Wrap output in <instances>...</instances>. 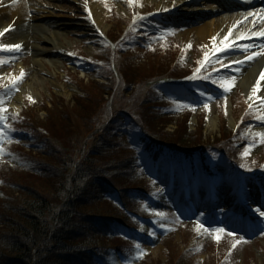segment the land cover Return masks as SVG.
Returning a JSON list of instances; mask_svg holds the SVG:
<instances>
[{"label":"rangeland","instance_id":"obj_1","mask_svg":"<svg viewBox=\"0 0 264 264\" xmlns=\"http://www.w3.org/2000/svg\"><path fill=\"white\" fill-rule=\"evenodd\" d=\"M163 1L128 0V3H126L123 0H36V2H43L41 8L35 6L31 8H36V13L41 19L40 23L45 24L48 30L39 26V24L29 25L19 17L12 16L11 13L0 17V33H3L0 36V44L8 45L7 43L12 35L26 37L27 39V42L18 43L21 45V50L0 51V90L4 96L2 108L6 109L2 114V118H0V129L3 131V135L0 136V149H2V152H0V169L1 165L4 164V167L9 165L8 163L15 166L14 168L23 169L24 166H22L23 164L15 153L24 148H33L27 142L29 140L27 134L19 131L16 127L13 128L14 125H12V129L4 131L2 128L3 123L11 122V117L14 121L15 117H20L24 110L31 107L33 111L30 114L34 127H36L38 124L45 123L46 119V113L41 112V107L36 106L37 103L48 104L49 111L59 115L69 103L73 106V101H76L80 92L78 90L79 85H75V80L68 77L69 71L75 72L76 77L85 83H89L86 77L90 78L96 74L91 67L80 64L77 58L81 55L91 58L95 49H97L98 42L94 36L93 25L98 24V28L102 33L117 37L126 24L131 22V19L127 17L132 14V11L134 12L132 22L138 17L140 18V15H147V18H153L154 14L166 17V19L159 21V32L156 30L154 34L146 35V38H150L148 43L141 40L140 47L144 49V56L139 58V68L143 67L149 75H155L154 72H151V69L157 71L159 66L151 68V65L160 62L163 74H167L172 67L177 65L178 55L183 51L184 54L179 61L182 70L191 71L194 60L197 61L202 58V66L196 71L195 75L199 74L204 66L209 64L205 71L210 70L212 66L216 70V72L207 74L209 84L217 87H223L225 84L232 85L228 91H219L220 94L209 93L207 87H202L201 90L197 89L199 93L197 101L189 99L188 94L183 90L176 92L163 91V95L159 96L158 105L164 108V112L169 118L158 117L157 122L161 125L165 124L167 132L174 133L180 127L178 126L179 123L184 120V118H181L182 113L192 109L195 117L186 118L188 120L186 128L188 133L193 136L190 139L193 140V144L190 146L197 148L201 144H212L219 140L221 135H229L228 129L233 130L234 128L230 120L232 108L239 105L236 107L238 111H233V114L235 112L236 116H240L243 111V108L240 107L242 96H245L250 102L259 94L258 91H255V94L254 92L251 93L245 85H241L237 65L234 66L228 63L231 60L230 54L249 55L250 52L244 49H251V46L250 44L245 45L241 41L226 48L225 53L218 52L213 45L215 44L216 47L223 46L221 42L210 44L201 41L198 36L190 33L192 24L183 23L185 15L190 14L191 17H195L199 13L209 12L208 8H218V3L212 5L210 4L212 0H210L208 4H205L206 2L203 0H198V2L186 7L189 9L188 12H180L176 11L177 8L166 10L162 5ZM95 7L97 8L96 11ZM244 12L263 14L264 7L255 2L251 9ZM115 14L118 18L115 17ZM181 14L184 15L183 18H181ZM236 14L238 13L231 12L207 17L200 22H196V24L204 26L205 24L225 20V18L233 17ZM149 20L153 22L155 19L151 20L149 18ZM98 21L101 23H98ZM123 22L125 23L123 24ZM249 24L246 36L260 33L264 29L263 24H253L252 21ZM54 32L60 33L61 36L54 38L51 36ZM29 37L35 39L29 41ZM174 38L178 40L177 51L179 52L177 55L165 50L162 52L150 50L149 43L166 47ZM29 43L31 46H29ZM37 44L41 48V53L32 46H37ZM230 48L233 52L230 51ZM37 54L42 55L37 57ZM206 55L207 60H205ZM77 71H80L81 75L77 74ZM21 73H23L22 77ZM90 81L92 80L90 79ZM256 88L257 85L254 86L253 91ZM230 94H233L234 98L237 97V100L231 98L233 103L230 106L228 105L227 108L231 111V117L229 121L227 119L222 121L221 117L223 115L219 114L217 107L223 106L222 98ZM173 101L178 102V104L173 105ZM252 105L256 109L252 112V121L245 126V136L246 138L253 137L254 140L262 142L263 145L253 146L249 150L247 161L255 163L249 166L250 169L255 168L264 158V138L260 137L255 131L264 126V97H260ZM225 108L223 106V109ZM217 117V125H213L211 119ZM49 118L50 115L47 117V121ZM29 119L31 120V118ZM168 120L172 123H167ZM234 124H237L235 120ZM132 149L134 155H139L138 169L141 175L139 179H144L146 186L153 191V198L142 200L144 204L141 209L146 221L143 222L141 229L136 232L123 229L120 231L121 242L118 243V246L121 250L127 252L124 257L119 256L122 264H264V217L260 220L261 224H249L247 219L235 217L228 210L229 207H222V209L219 204L220 196L224 194L223 197L234 205L240 203L247 205L248 200L250 201V198L254 197L257 192L252 190V187H260L264 190V182H260V184L250 182V177H247L246 182L247 185L251 186V189L246 192L242 190L237 195L233 194L235 179L233 175L225 174L228 168L226 169V165H224L225 156H222L220 161H215L220 171L223 172V176L221 181L219 180L216 183V189H211L213 197L205 200V190L199 187L198 190L202 193V198L197 199L198 201L193 200L192 204H189L182 195V192L187 193L186 190L180 191V185L177 186L178 180L171 182L169 185V172L164 173L163 176L158 175L159 172H162V168H158L157 173V168L141 156L142 151H137L135 147H132ZM168 185L169 187H167ZM147 187L146 190H149ZM261 193L263 192L259 194ZM4 197L5 192H3L0 183V199ZM222 203L224 204L223 201ZM205 208L216 211L214 218L206 219L197 215H203L204 213L200 210ZM253 209L254 207H251L247 211H250L249 215L256 222L257 220L253 218L256 215ZM176 217L181 219L180 223L175 222ZM254 234L258 236H252ZM217 236H219V239H217ZM114 259L113 254L108 260L109 263L119 264Z\"/></svg>","mask_w":264,"mask_h":264},{"label":"trees","instance_id":"obj_2","mask_svg":"<svg viewBox=\"0 0 264 264\" xmlns=\"http://www.w3.org/2000/svg\"><path fill=\"white\" fill-rule=\"evenodd\" d=\"M135 36L115 56L108 49L97 51L94 67L107 85L79 81L84 97H78L73 108L60 115L50 112L49 120L36 127L32 116L17 124L30 136L33 148L15 153L23 169L6 165L1 172L5 197L0 199V264H107V250H119L112 238L117 229L139 226V192L149 196L132 147L154 165L166 157L170 145H175V156L184 165L205 161L195 157L197 150L190 146L193 136L186 128L190 115L174 133L157 122L156 108L151 107L156 93L144 97L140 84L163 77L162 65L152 63L151 68L159 69H151L155 75H149L132 63L144 56L133 43ZM113 61L128 82L118 91L110 70ZM223 144L224 149L231 146L228 141ZM230 155L234 159L236 153Z\"/></svg>","mask_w":264,"mask_h":264},{"label":"bare ground","instance_id":"obj_3","mask_svg":"<svg viewBox=\"0 0 264 264\" xmlns=\"http://www.w3.org/2000/svg\"><path fill=\"white\" fill-rule=\"evenodd\" d=\"M193 0H164L162 2V5L166 8V10L171 9H179L180 11L184 12L187 9H184V7H187L186 4L192 2ZM198 1V0H194ZM236 1V6H231L229 3H226L228 7L222 6L218 7V9H215L214 7L208 8L210 12L208 15H201V18L199 20L205 19L207 17H214L223 15L228 10L232 11H241L242 9L250 8L254 5V0H246L242 1L243 3H239L238 0ZM262 0H260V3ZM226 2H229L228 0ZM43 2H36V0H0V17L10 14H14L15 16H18L21 20H23L25 23H28L29 25H38L43 27L44 29L48 30L47 26L45 24H41L40 20H38V17H30L29 14H31L33 11H31V7L35 6L36 8H41V5ZM225 5V4H224ZM3 8L1 9V7ZM96 11V7L94 8ZM207 11H205L206 13ZM28 16V17H27ZM181 17L183 15H180ZM27 17V18H25ZM187 19H184V22H192V21H199V20H191L189 19L191 17H185ZM264 14L256 13H239L233 17L225 18V20L216 21L214 23L205 24L204 26H199L198 24L192 22V30L190 31L191 34L198 36L200 40L206 41L210 44H214L217 42H221L224 44L225 38H227V41L229 43V47L232 46L233 43L240 42L243 40H250L251 43V49L245 48V51H249V55L245 56H238L241 55V53H232L229 55L230 61H228L229 64H233L234 66L237 65V72L238 75L241 78V85H245L247 90H250V92H254V86L259 85L258 95L259 97H264V79L261 77L264 76V37L260 36L259 33L252 34L249 36H246L248 25H250V21H252L253 24H260L262 27L264 26ZM98 23H101L98 21ZM264 32V29L263 31ZM2 33V32H1ZM231 33V35H229ZM60 33L54 32L51 36L54 38L59 37ZM61 36V35H60ZM246 37V39H240V37ZM254 38V40H252ZM35 39L30 38L29 41ZM48 40V38H47ZM20 41V42H19ZM27 42L26 37H18L15 35H12L10 38V41L7 43L8 45H16L21 42ZM254 41V42H253ZM34 44V43H33ZM29 46L31 44L29 43ZM222 47V45L220 46ZM36 51L41 53V48L37 44V46L34 47ZM21 50V49H18ZM243 50V52H244ZM230 51L233 52V50ZM37 53V52H36ZM42 54H37L36 56H41ZM248 57H251L249 59ZM239 61L240 63H237ZM28 87V86H27ZM259 98H254V100H257ZM218 118L211 119V123L213 125H217ZM234 121L232 120V125ZM257 133L264 136V128L257 129Z\"/></svg>","mask_w":264,"mask_h":264},{"label":"snow or ice","instance_id":"obj_4","mask_svg":"<svg viewBox=\"0 0 264 264\" xmlns=\"http://www.w3.org/2000/svg\"><path fill=\"white\" fill-rule=\"evenodd\" d=\"M3 33H0V36H2ZM229 35H231V33H229ZM260 36L264 37V32H260L259 33ZM240 39H246V37H243L241 36ZM214 49L218 52H223L226 48L229 47V43L227 41V38H225V41H224V44L222 47H216V45L214 44ZM21 48V45L19 44H16V45H2L0 44V51H14V50H18ZM249 59H251V57H248ZM205 60H207V55L205 56ZM237 63H240L239 61H237ZM23 76V73H21V77ZM262 79H264V76L261 77ZM232 85L230 84H225L223 85L224 87V90L225 91H228L230 88H231ZM259 90V85H257V88L254 90V94H255V91H258ZM6 109L0 107V113H3L5 112ZM2 118V117H0ZM3 135V131L2 129H0V136ZM0 152H2V149H0ZM261 215H264V213H261ZM217 239H219V236H217Z\"/></svg>","mask_w":264,"mask_h":264}]
</instances>
